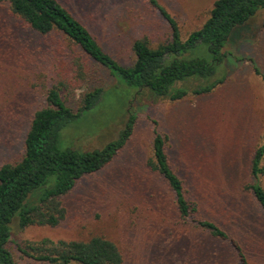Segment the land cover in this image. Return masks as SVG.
Masks as SVG:
<instances>
[{
  "label": "rangeland",
  "instance_id": "rangeland-1",
  "mask_svg": "<svg viewBox=\"0 0 264 264\" xmlns=\"http://www.w3.org/2000/svg\"><path fill=\"white\" fill-rule=\"evenodd\" d=\"M59 1L126 66L135 60V40L157 46L171 35L169 21L149 0ZM158 1L185 39L204 24L216 0ZM263 21L261 9L232 31L218 69L226 80L213 93L154 100L101 69V99L61 130L59 147L103 149L119 137L131 116L133 134L110 164L81 178L60 199L65 214L57 225L21 229L18 220L11 224L7 247L17 264H42L22 253L20 247L30 243L93 236L116 243L124 264H239L230 241L210 236L191 219H179L173 192L147 165L156 129L166 138L169 160L188 199L198 205V217L236 239L248 264H264V210L245 189L255 182L264 187V174H251L253 158L264 144ZM77 56L87 61L65 37L41 36L0 7V166L21 159L30 121L46 106V91L59 79L56 71ZM87 89L75 80L61 94L76 112Z\"/></svg>",
  "mask_w": 264,
  "mask_h": 264
},
{
  "label": "trees",
  "instance_id": "trees-1",
  "mask_svg": "<svg viewBox=\"0 0 264 264\" xmlns=\"http://www.w3.org/2000/svg\"><path fill=\"white\" fill-rule=\"evenodd\" d=\"M149 2L169 21L171 35L157 46H151L147 39L135 40L131 48L135 60L126 66L108 53L90 29L61 1L0 0V7L37 34L65 37L74 49L87 57L84 63L78 56L74 57L62 71L63 67L56 71L59 79L46 91V106L38 109L30 121L21 159L0 166V264H17L7 247L14 221L18 220L21 229L34 224L57 225L65 214L60 199L72 191L81 178L110 164L132 136L135 116L129 118L119 137L103 149L82 151L59 147L61 130L101 99L104 92L102 81L105 80L99 74L101 69H107L111 76H117L134 87L138 95H147L154 100L174 102L189 94L213 93L226 80L218 69L227 57L224 48L232 31L264 10V0H216L207 11L204 24L183 39L171 14L158 0ZM75 80L88 88L81 94L76 112L66 104L61 94ZM153 150L154 155L147 165L163 177L173 192L179 219H191L195 226L210 236L230 241L236 249L239 264H248L236 239L213 221L198 217V205L188 199L184 182L169 160L166 138L157 129ZM263 153L264 144L258 147L252 161L251 174L255 178L264 174L261 165ZM245 189L254 193L264 210V187L255 182L246 184ZM20 249L42 264L125 262L118 245L103 236H93L86 241L44 238Z\"/></svg>",
  "mask_w": 264,
  "mask_h": 264
},
{
  "label": "crops",
  "instance_id": "crops-1",
  "mask_svg": "<svg viewBox=\"0 0 264 264\" xmlns=\"http://www.w3.org/2000/svg\"><path fill=\"white\" fill-rule=\"evenodd\" d=\"M211 7V6H210ZM218 89V88H217Z\"/></svg>",
  "mask_w": 264,
  "mask_h": 264
}]
</instances>
